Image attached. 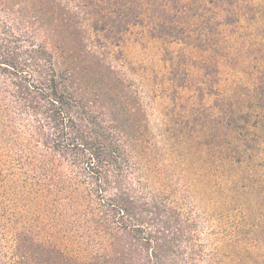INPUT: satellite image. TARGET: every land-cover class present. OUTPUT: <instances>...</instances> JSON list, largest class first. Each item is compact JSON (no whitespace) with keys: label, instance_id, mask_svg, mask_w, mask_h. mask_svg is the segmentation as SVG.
<instances>
[{"label":"trees","instance_id":"16d2710c","mask_svg":"<svg viewBox=\"0 0 264 264\" xmlns=\"http://www.w3.org/2000/svg\"><path fill=\"white\" fill-rule=\"evenodd\" d=\"M191 9L185 0H0V192L13 162L4 144L45 171V226L38 211L11 214L4 264H260L233 248L210 254L191 218L144 181L157 164L143 150L142 94L152 98L122 42L140 27L190 44ZM17 122L35 134L13 139ZM35 137L44 151L32 152Z\"/></svg>","mask_w":264,"mask_h":264},{"label":"rangeland","instance_id":"374dc122","mask_svg":"<svg viewBox=\"0 0 264 264\" xmlns=\"http://www.w3.org/2000/svg\"><path fill=\"white\" fill-rule=\"evenodd\" d=\"M185 1L194 8L190 44L148 37L140 27L122 42L134 77L144 74L152 98L142 94L143 150L157 164L144 181L191 218L210 254L221 247L229 255L233 248L263 264L264 0H202L207 10ZM26 127L14 123L12 138L35 134ZM31 143L32 152L44 151L38 137ZM4 147L13 162L1 180L8 186L0 192L1 264L8 260L11 214L21 220L38 211L45 226L40 161L18 157L26 149ZM135 163L146 166L138 156Z\"/></svg>","mask_w":264,"mask_h":264}]
</instances>
